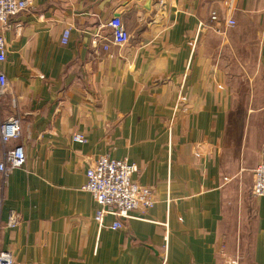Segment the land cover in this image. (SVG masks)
I'll list each match as a JSON object with an SVG mask.
<instances>
[{"label": "crops", "instance_id": "0c3cea01", "mask_svg": "<svg viewBox=\"0 0 264 264\" xmlns=\"http://www.w3.org/2000/svg\"><path fill=\"white\" fill-rule=\"evenodd\" d=\"M115 15L130 38L105 50ZM1 32L0 120L25 149L0 215L19 214L0 227L15 264H264V0H31ZM100 155L153 188L121 227L83 188Z\"/></svg>", "mask_w": 264, "mask_h": 264}, {"label": "built area", "instance_id": "2783aa9c", "mask_svg": "<svg viewBox=\"0 0 264 264\" xmlns=\"http://www.w3.org/2000/svg\"><path fill=\"white\" fill-rule=\"evenodd\" d=\"M31 0H0V63L6 59V44L2 34V28L8 24L10 17L25 11ZM161 6L163 0H158ZM211 20H217L218 14L212 11ZM227 24L233 26L235 20L230 17ZM110 28V36L100 33L93 34V43H102L103 49L110 46H123L129 41L130 34L124 27L121 19L115 15L106 24ZM69 35V28L62 33L61 42L65 44ZM5 75L0 72V97L7 88ZM21 136V122L17 115H10L0 120V215L4 201V189L6 180L17 168L23 166L25 161V149L21 143L13 146L11 141H17ZM76 142H84L81 134L73 136ZM137 170L135 164L126 159H115L107 155L95 158L86 169V182L83 188L89 191L98 205L95 221L101 225L106 215H114L116 219L112 228L122 226V219L130 218V213L136 209L146 210L151 208L155 199L153 188L141 185L132 180V174ZM251 193L254 196L264 195V162H259L252 169ZM19 214L10 210L6 219L0 218V227H13L18 223ZM238 257L228 260L230 264H239ZM0 264H15L13 254L8 250H0ZM165 264V255L162 254V262Z\"/></svg>", "mask_w": 264, "mask_h": 264}, {"label": "rangeland", "instance_id": "374dc122", "mask_svg": "<svg viewBox=\"0 0 264 264\" xmlns=\"http://www.w3.org/2000/svg\"><path fill=\"white\" fill-rule=\"evenodd\" d=\"M217 14H218V13H217ZM227 19H228V18H227ZM227 19H224V24H225L227 27H229L230 25H228L227 22H226ZM213 21H215V20H213ZM202 25H203V24H202ZM6 26H7V25H6ZM209 26L211 27V25H209ZM4 27H5V26H4ZM4 27H3V28H4ZM230 27H231V26H230Z\"/></svg>", "mask_w": 264, "mask_h": 264}]
</instances>
